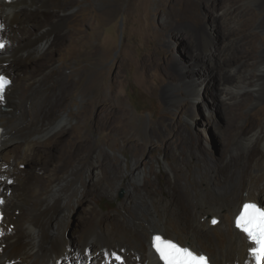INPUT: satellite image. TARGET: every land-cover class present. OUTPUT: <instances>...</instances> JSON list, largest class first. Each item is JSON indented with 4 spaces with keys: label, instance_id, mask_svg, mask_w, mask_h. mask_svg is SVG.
I'll list each match as a JSON object with an SVG mask.
<instances>
[{
    "label": "bare ground",
    "instance_id": "bare-ground-1",
    "mask_svg": "<svg viewBox=\"0 0 264 264\" xmlns=\"http://www.w3.org/2000/svg\"><path fill=\"white\" fill-rule=\"evenodd\" d=\"M238 1L218 0L219 3L212 4L213 11L222 4L218 18L224 24L221 44L213 45L211 49L207 35L200 31L202 49L208 50L209 54L197 51L192 38L177 32L173 36L174 44L188 45L185 39L190 41L191 46L189 44L184 54L187 60L202 62L204 72L209 68L219 71L220 97L227 122L224 129L220 125L217 129L224 135L230 152L238 154L237 158L227 157L226 168L216 169L199 149L192 147L191 154L197 155L192 184L183 173L188 160L176 144L172 150L173 159L167 163L174 180L168 178L158 182L146 180L147 171L140 166L145 144L129 140L122 147L134 152L132 177L124 184L126 172L120 162L108 172L110 157L99 150L91 156L93 144L88 140H76V149L64 153L57 171L52 169L55 173L50 172L54 184L43 188L40 186L42 178L32 180L29 177V164L38 157L47 165L57 156V151L62 150L58 147L61 139L73 133L67 127L72 119L70 111L58 110L67 93L63 92L56 99L49 94L56 77L62 85L68 84L61 74L53 77L49 73L55 65L51 61L52 53L56 51L57 39L62 33H58V28L70 16L32 8L38 4L46 7L50 0H0V35L9 38L13 44L8 46L5 42L6 46L0 49V74L5 72L3 74L10 78L4 91L6 96L0 98V126L3 127L0 193L6 197L3 209L7 215L5 234L0 236V264H163L152 243L156 235H169L172 238H167L184 245L189 242L195 249L207 251L213 264H257L250 251L253 245L246 234L235 227L234 217L244 203L264 201V39L259 44V35L253 31L255 12L249 8L240 9ZM250 1L260 7L264 5V0ZM202 20V16L197 17L198 23ZM30 24L37 29L35 36L23 39L19 32ZM197 28L198 25L194 30ZM257 28L264 29V18ZM38 57H43L44 61H38L37 65L44 66V70L37 77L22 71L25 62ZM158 61L149 56L141 66L148 69L150 63L159 64ZM167 64L168 75L176 82L170 83L165 91L166 98L176 99V84L182 81L180 87L185 94L195 103L200 102L204 97V83L199 84L192 73H187V79L179 77ZM255 103L260 107L247 117L245 126L240 127L238 123L245 116L244 108ZM119 108L108 100L101 103V129L114 127L105 116L112 112L117 117ZM194 122H198L197 114L193 117ZM131 125L138 133L140 126ZM177 131L181 133L179 128ZM181 143L185 145V142ZM41 144L46 148H41ZM87 157L90 158L85 164L86 176L84 182L79 183L76 180L81 171L79 161ZM74 159L78 160L76 165L72 164ZM96 169L100 172L95 173ZM94 179L93 187L100 194L115 197L122 188L125 189L121 213L104 214L89 204L74 251L67 241L70 219ZM69 183L73 186L69 187ZM38 194L42 197L35 206L34 197ZM95 206L100 207L96 201ZM17 210L22 214L18 215ZM214 219L218 222L213 223ZM15 227L19 233L14 235L12 228Z\"/></svg>",
    "mask_w": 264,
    "mask_h": 264
},
{
    "label": "rangeland",
    "instance_id": "rangeland-1",
    "mask_svg": "<svg viewBox=\"0 0 264 264\" xmlns=\"http://www.w3.org/2000/svg\"><path fill=\"white\" fill-rule=\"evenodd\" d=\"M142 1L50 0V4L46 7L40 4L32 7L47 13L55 12L58 15L70 16L58 28V33H62L58 36L56 51L52 53L51 61L55 65L49 73L53 77L61 74L64 81L68 82V86L62 85L63 83L56 77L49 94L56 99L63 92L67 93L58 110L70 111L72 119L67 127L73 133L61 139L58 147L62 150L57 151V156L47 165L38 157L33 158L34 163L29 164L31 165L29 177H32V180L35 177L42 178L41 187L49 188L54 184L49 177L50 172L57 171L64 153L68 154L76 149V140H88L93 144L92 152L89 153L91 156L98 150L102 154H107L111 159L108 172L113 171V165L120 162L122 170L126 172L124 184H128L132 177L130 171L134 152L122 147L129 140L145 144L144 152L140 157V166L147 171L146 180L150 178L158 182L168 178L174 180L167 163L173 159L172 150L176 144L180 147L182 156L188 160L183 173L187 174L192 184H194L193 171L197 167V155L191 154L192 147L199 149L202 156L209 163L211 162L210 164L215 165L216 169L226 168L227 157H238L236 152H230L224 135L217 129V125L224 129L227 122L225 106L220 97L219 71L209 68L204 72L202 62L187 60L184 54L189 44L191 46L188 39H185L188 45L173 43V36L177 33L184 34L194 40L197 51L209 54L208 50L202 49L201 32L204 31L208 37V48L221 44L224 23L218 17L222 4L213 11L211 6L218 0H151L149 4L147 1L144 3ZM237 5L242 10L249 8L255 12L256 26L253 31L259 35L258 42L261 44L264 39V29L257 28V24L264 18V5L260 7L250 0H239ZM198 16L203 17L199 23ZM197 25L199 30L198 28L194 30ZM30 27H33L32 24L22 33L19 32L23 39L35 36L34 31L37 29ZM0 36L3 39L1 42L5 41L8 46L13 45L9 38ZM149 56L159 60V64L150 63L148 69L142 68L141 63ZM42 58L25 62L22 71H28L32 76L37 77L44 70V66L37 65L38 61H44ZM166 64L170 65L179 77L187 79V73H192L199 84L204 83L202 85L204 97L200 102L195 103L185 94L184 89L180 87L182 81L176 84L178 87L174 93L176 99L171 101L166 98L165 91L169 89L170 83L176 82L169 77ZM12 79L15 80L16 77ZM22 82L24 84L25 81ZM3 96H6V92ZM104 100L120 107L117 117L112 112L105 116V120L110 121L114 126L108 127L107 130L99 127L102 114L100 105ZM184 104L186 107H183ZM259 107L258 103L245 107L243 110L245 116L239 120L238 125L245 126L247 117ZM195 114L198 115V122L193 123ZM131 124L140 126L138 133ZM181 141L185 142V145H182ZM40 147L46 148V145L41 144ZM89 158L79 161L81 171L76 175L79 183L84 182L85 164ZM77 162L78 160L74 159L72 164L76 165ZM94 172H100V169ZM94 183L95 179L90 181L84 199L77 205L76 212L70 219L67 241L68 247L74 251L78 246V235L83 228L89 204L104 214L121 213L120 203L124 200L125 189L122 188L115 197H111L96 191L93 187ZM133 184L137 182L133 181ZM68 186L73 185L69 183ZM164 194H167L166 189ZM40 197L42 194L34 197L35 206L39 204L37 200ZM95 201L100 207L95 206ZM256 202L264 206L263 200ZM17 214L21 215L22 211L17 210ZM14 225L18 224L14 223ZM12 229L14 235L19 233L16 227ZM191 245L189 246L195 249ZM199 252L208 254L205 250Z\"/></svg>",
    "mask_w": 264,
    "mask_h": 264
},
{
    "label": "snow or ice",
    "instance_id": "snow-or-ice-1",
    "mask_svg": "<svg viewBox=\"0 0 264 264\" xmlns=\"http://www.w3.org/2000/svg\"><path fill=\"white\" fill-rule=\"evenodd\" d=\"M0 47L3 45L0 44ZM7 83L4 77H0V93ZM234 222L235 227L246 234L251 245H255L251 250L257 264L264 262V208L254 203H244L234 217ZM152 243L163 264H207V259L203 255H198L190 248L162 235L154 236Z\"/></svg>",
    "mask_w": 264,
    "mask_h": 264
},
{
    "label": "water",
    "instance_id": "water-1",
    "mask_svg": "<svg viewBox=\"0 0 264 264\" xmlns=\"http://www.w3.org/2000/svg\"><path fill=\"white\" fill-rule=\"evenodd\" d=\"M261 208H264V206L262 204H260Z\"/></svg>",
    "mask_w": 264,
    "mask_h": 264
}]
</instances>
